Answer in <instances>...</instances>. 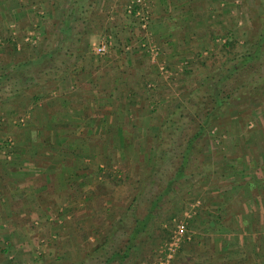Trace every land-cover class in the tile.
I'll return each instance as SVG.
<instances>
[{"label": "rangeland", "instance_id": "obj_1", "mask_svg": "<svg viewBox=\"0 0 264 264\" xmlns=\"http://www.w3.org/2000/svg\"><path fill=\"white\" fill-rule=\"evenodd\" d=\"M108 1L97 2V14L89 18L91 25L80 20L69 23L70 36L83 28L92 29L81 41L71 43L84 51L68 61L73 64L66 72L59 67L53 69L54 78L45 77L43 83L41 80L0 102V264H105L104 258L113 246L122 245L126 238L119 220L153 168L158 145L166 144L164 140L171 136L174 152L180 156L192 125L175 133V127L170 126L177 119L174 112L191 92H199L200 84L223 62L245 50L264 20V0L209 2L203 13L212 21L203 17L208 29L204 43H192L197 38L190 37L191 31L186 28L187 33L180 36L183 40L189 37L183 46L186 52L173 54L168 60L163 57V40H155L151 34L149 0H142L140 8L148 17L145 28L139 17L126 11L133 0ZM71 2L0 0V71L56 46L62 36L59 30L68 21L64 15ZM227 38L231 43L224 47ZM102 41L108 46L106 58L112 54L145 57L147 62L152 60L164 67L159 72L166 81L151 85L158 92L144 93L137 105L138 114L113 115L120 130L111 127L105 131L98 126L94 131L86 124L90 105L96 109L112 104L103 89L86 92L111 84V76L103 74L106 67L100 68L96 54V45ZM95 63H99L98 68ZM86 64L92 69L85 80L78 82L85 92H57L65 77L74 78L73 70L81 74ZM245 95L247 101L225 109L212 124L209 136L198 145L197 163L186 170L191 171L190 181L196 184L184 185L177 197L166 198L150 235L138 239L139 247L129 258L112 264H187L188 254L181 251L193 244L189 230L196 225L191 220L196 212L204 210L203 206L210 205L221 210L223 217L235 214L242 232L241 221L246 220L255 233L250 235L251 242L254 239L257 243L253 252L262 254L257 263L264 264V84ZM22 145L26 148H20ZM89 153L93 157L85 160V166L82 161L85 175L78 179L72 172L74 161L77 155ZM58 160L64 164L60 170ZM107 164L111 179L102 177ZM165 170L171 176L175 168ZM156 189L154 186L151 192ZM138 209L141 217L145 206ZM206 215L208 219L214 217ZM181 222L186 223L183 240L168 259L167 244ZM111 231H115L113 236H109ZM249 263L256 264L253 260Z\"/></svg>", "mask_w": 264, "mask_h": 264}, {"label": "trees", "instance_id": "obj_2", "mask_svg": "<svg viewBox=\"0 0 264 264\" xmlns=\"http://www.w3.org/2000/svg\"><path fill=\"white\" fill-rule=\"evenodd\" d=\"M97 2L98 0H72L67 10L68 13L64 15L68 21L59 30L60 36H62L58 38L56 46H52L38 56L19 60L0 71V102L40 84L41 80L43 83L45 77L54 78L53 75L56 72L53 69L59 67V69H63V73L67 71L68 65L73 64L68 61L76 57L78 51L81 53L84 51L81 46L71 43L75 44L81 41L84 34L89 33L92 29L84 30L83 28L70 36L69 23L80 20L81 22L88 21L91 25L93 21L89 20L97 14L94 11ZM225 41L224 47L230 45L229 38ZM246 45L247 47L239 56L223 62L216 73L200 84L199 90L197 89L199 92H191L187 100L174 112L177 119L172 120L170 126L175 127V133L192 125L191 130L185 136L184 147L179 151L180 156L178 157L174 152L171 136L168 141L164 140L167 142L166 144L158 145L153 157V168L146 177V181L135 190L136 193L133 195L130 205L119 220L121 229L126 236L122 241L123 246L120 243L113 246V251L104 258L105 264H112L115 261L123 262L129 258L139 247L138 239L141 236L150 235L153 229L152 224L157 219L164 200L177 197L179 190L184 185L193 186L196 184L197 181L194 183L192 180L190 181L189 172L191 171L186 172V170L189 165H196L199 153L198 145L209 136L212 124L228 107L247 101V95H245L247 92H253L264 84V20ZM59 61L60 64L57 65L56 63ZM227 85L230 87L226 89ZM123 131L125 132V130ZM175 158L178 160L177 162L174 161ZM58 162L56 166L60 170L61 167H64L63 160H58ZM167 168H175L171 176H168V172L165 170ZM103 169L102 177L111 179L113 175L110 165L107 164V168ZM181 180L184 181L181 182ZM154 186L157 189L151 192ZM141 205L145 206V213L140 217L137 215V211ZM115 231H111L109 236H113Z\"/></svg>", "mask_w": 264, "mask_h": 264}, {"label": "crops", "instance_id": "obj_3", "mask_svg": "<svg viewBox=\"0 0 264 264\" xmlns=\"http://www.w3.org/2000/svg\"><path fill=\"white\" fill-rule=\"evenodd\" d=\"M99 1L100 0H98V2ZM149 1L152 7V16L150 21L151 34L153 35L152 37H154L155 40H163L161 49L164 53V58L172 60L171 57L173 54H176L180 51L186 52L185 47L183 46L189 40V37L188 39L185 38V40H183V38L180 37L182 36V32L187 33V31H191L190 33L192 36L190 37L197 38L192 39V43L194 41L196 42V40V44L201 45L204 43L205 38L207 37L205 36V33L208 32V29L205 28L207 24L204 23L203 17L209 18L208 21L210 22L212 21V19L210 18V16L204 14L203 12L205 7L207 8L208 6L207 3H214L215 0ZM111 2L114 3L116 2V0H109L107 3L111 4ZM209 8L210 7H208V9ZM186 28H188L187 31H185ZM204 28L206 29V31L204 30ZM96 54H98L100 57V68L106 67L104 68L105 71L103 74L105 75V73H108L109 78L111 76V78L108 79L109 83L111 84L107 86L108 88L105 86L104 88H94L95 85H93V91L88 90L86 92H100V90L103 89V92H105V95L110 98L112 104L111 106H102V108L98 107L99 109L97 108V106L96 109H94L90 105V114L88 111H86V115L88 116V122L86 124L94 129V131H96V127L98 126H100V128L101 126H103L102 129L105 128V131L107 130V128L111 127L120 130V126L118 125L117 120L113 115L121 113L123 114L127 112H136V114H138V106L144 98V93L158 92L152 90L150 88L151 85H154V82L158 83L160 81H166V79L163 77V74L159 72L160 66L158 65V62L152 63V60H149L147 62L145 57L137 56L131 59L120 58V56L118 57V55L112 54L111 56H108L106 58L105 54ZM96 60L97 58L95 59V61ZM88 65L89 64L84 65V69L81 68V74L78 72V70H73L71 72V75L73 73L74 78H70L69 80L65 77V79L63 80L64 82H62L61 85L62 89H59L57 92H85L83 89L79 88L78 82L80 80L82 81L83 79L85 80V76L89 74L88 71H91L92 68L90 69ZM94 65L95 67H97L99 63H95ZM75 74L77 76L80 74L77 82V77ZM131 79L134 82L130 83ZM114 102L117 103V106L113 105ZM64 107L69 108V106L65 105ZM72 110L73 109H70L69 111L72 112ZM73 120L78 119L73 116ZM83 128H85V126ZM76 139L78 140V138ZM77 140L74 141L78 142ZM22 146L23 147L20 148H26L25 145ZM92 157L93 155L90 153L88 155H84L83 157L77 155L78 159L74 161V170L72 171L73 175L78 177V179L81 175L84 176L85 172L81 171V168H85L84 166L87 164L85 160H87V158L92 159ZM83 160L84 166L81 167ZM202 208L206 211V213L203 212V210L200 214H196L197 212L195 213L194 216L196 218L192 216L195 219L192 218L191 222L196 225L194 230L193 228H190L192 231L189 230L191 232L190 241L193 242V244L191 243L189 245H185V247L181 251L184 255L188 254L187 259L189 261L187 264H250L249 260H253V262H255L256 264L259 263L258 260L262 258V254H254L253 252L256 250L257 243L254 239H252L251 242L250 235L255 233L254 231L250 230V225L246 222L245 219L241 221L243 224L242 232L240 222L237 221L236 223L234 220V216H236L235 214L225 215V217H223L224 214H222L221 210H216V206L212 207L210 205L205 208L203 206ZM206 214H208L209 216L212 215L214 217L208 219ZM257 231L259 230H256V232ZM240 259L242 260L240 261ZM172 264H174V261ZM175 264L178 263L175 262Z\"/></svg>", "mask_w": 264, "mask_h": 264}, {"label": "built area", "instance_id": "obj_4", "mask_svg": "<svg viewBox=\"0 0 264 264\" xmlns=\"http://www.w3.org/2000/svg\"><path fill=\"white\" fill-rule=\"evenodd\" d=\"M141 5H142V0H133L131 3H129L126 6V11L130 14H133L134 16L139 17L141 21V26L145 28L148 17L146 14H144L143 10L140 9ZM107 47L108 46L105 41L99 42L96 45V51L99 54H104L107 51ZM151 50L154 56L155 49L152 48ZM160 69L163 70L164 67L160 66ZM185 231H186V223L181 222L176 225L175 229L173 230V234L170 238L171 241L169 242V244H167L166 252H167L168 259H170L173 256L176 249H178V247L180 246V242L183 240V235Z\"/></svg>", "mask_w": 264, "mask_h": 264}]
</instances>
